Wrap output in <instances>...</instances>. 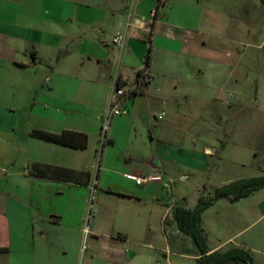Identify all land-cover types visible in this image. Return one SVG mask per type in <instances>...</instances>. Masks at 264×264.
Masks as SVG:
<instances>
[{"label": "crops", "instance_id": "0c3cea01", "mask_svg": "<svg viewBox=\"0 0 264 264\" xmlns=\"http://www.w3.org/2000/svg\"><path fill=\"white\" fill-rule=\"evenodd\" d=\"M150 45L152 84L112 119L97 163L114 81L134 82ZM259 59L264 0H0V264H200L197 249L172 240L184 234L175 208L177 228L124 155L160 152L193 130L191 104L244 113L241 91ZM33 130L84 133L88 144ZM161 159L147 163L157 170ZM225 244L207 240L210 254Z\"/></svg>", "mask_w": 264, "mask_h": 264}, {"label": "rangeland", "instance_id": "374dc122", "mask_svg": "<svg viewBox=\"0 0 264 264\" xmlns=\"http://www.w3.org/2000/svg\"><path fill=\"white\" fill-rule=\"evenodd\" d=\"M250 68L251 80L241 91L247 103L244 113L234 115L233 104L223 101L215 107L191 104L185 112L195 121L193 130L187 127L185 133L172 135L160 152L139 151V159L132 160L124 155L141 175L160 177L162 181L151 182L146 188L160 196L163 210L172 207L169 222L176 228L174 208L194 210L201 197L211 200L219 188L264 176V59L252 61ZM99 137L97 163L102 154L101 129ZM206 147L211 153H204ZM118 151L121 149L115 152L117 156ZM152 158H163L157 170L147 163ZM254 208L260 209L255 216L250 213ZM200 226L209 245L226 243L224 250L242 249L251 255L253 264H264V187L237 203L220 199L203 213ZM172 240L196 249L187 235Z\"/></svg>", "mask_w": 264, "mask_h": 264}, {"label": "trees", "instance_id": "16d2710c", "mask_svg": "<svg viewBox=\"0 0 264 264\" xmlns=\"http://www.w3.org/2000/svg\"><path fill=\"white\" fill-rule=\"evenodd\" d=\"M153 46L150 45L145 59V66L138 71L136 81L139 83L136 94L142 92L148 81L145 76L152 64ZM119 85L125 84L119 81ZM31 135L35 138L49 142H54L64 146L74 148H86L88 144V135L74 131H63L62 133H51L43 130H33ZM71 179H77V175L73 171H65ZM264 187V176L242 179L232 182L223 188L216 190L215 197L211 200L200 198L198 205L194 210L184 208H176L174 218L178 223L179 229L188 237H190L200 253V264H253L251 255L238 248H232L225 252L209 253L207 239L200 227L202 214L205 210L212 207L220 199H228L232 203H237L243 198L250 196L252 193L261 190Z\"/></svg>", "mask_w": 264, "mask_h": 264}, {"label": "built area", "instance_id": "2783aa9c", "mask_svg": "<svg viewBox=\"0 0 264 264\" xmlns=\"http://www.w3.org/2000/svg\"><path fill=\"white\" fill-rule=\"evenodd\" d=\"M157 13L156 10L152 11L150 13V16L152 19H155ZM126 33H118L116 37L113 39L114 44H119L122 47L124 46ZM146 81H148V85L152 84V77L149 76L148 72L145 76ZM119 80L116 78L113 85L112 94L110 96V101L108 107L105 109L103 118H102V126H101V146L102 149L104 148L105 144L109 140V130L111 126L112 119L116 116L122 115L125 113V111L122 108V105L134 95H136V90L139 87V83L135 80L132 83H125L123 85H119ZM135 182L138 185H146L152 181L158 180L160 177L157 176H140V177H133ZM91 217V214L89 215L87 222L84 227V234L89 233V218Z\"/></svg>", "mask_w": 264, "mask_h": 264}, {"label": "water", "instance_id": "95a60500", "mask_svg": "<svg viewBox=\"0 0 264 264\" xmlns=\"http://www.w3.org/2000/svg\"><path fill=\"white\" fill-rule=\"evenodd\" d=\"M157 166H158V163L156 161H154L152 167L157 168Z\"/></svg>", "mask_w": 264, "mask_h": 264}]
</instances>
